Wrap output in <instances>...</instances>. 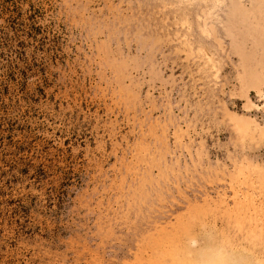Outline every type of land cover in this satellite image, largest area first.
<instances>
[{
  "label": "rangeland",
  "instance_id": "1",
  "mask_svg": "<svg viewBox=\"0 0 264 264\" xmlns=\"http://www.w3.org/2000/svg\"><path fill=\"white\" fill-rule=\"evenodd\" d=\"M0 264H264V0H0Z\"/></svg>",
  "mask_w": 264,
  "mask_h": 264
}]
</instances>
